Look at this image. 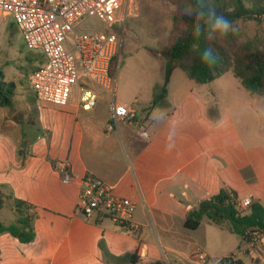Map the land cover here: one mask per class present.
I'll return each instance as SVG.
<instances>
[{
  "label": "crops",
  "instance_id": "obj_1",
  "mask_svg": "<svg viewBox=\"0 0 264 264\" xmlns=\"http://www.w3.org/2000/svg\"><path fill=\"white\" fill-rule=\"evenodd\" d=\"M171 12L174 19L177 8ZM92 86L99 99L90 111L75 98L60 107L39 102L33 92L40 105V132L24 161L13 159L10 150L9 162L17 169L0 177V187L34 205L36 239L22 243L11 234L0 235V264H200L195 256L201 252L214 259L235 255L238 264H264V234L252 248L230 223L219 226L205 218L196 230L185 226L188 214L222 188L264 205V150L254 143L258 130L245 137L235 134L225 147L216 131L229 123H216L207 113L216 97L174 92L172 79L158 105L154 92L144 105L138 99L130 105L117 102L135 113V122H118L110 130L112 95ZM143 124L148 139L141 136ZM58 162L68 164L70 184L55 170ZM87 174L137 204L138 236L110 219L88 220L78 212L80 183ZM171 181L162 201L161 185ZM1 220L9 224L17 216L7 207ZM102 243L115 261L105 255Z\"/></svg>",
  "mask_w": 264,
  "mask_h": 264
},
{
  "label": "built area",
  "instance_id": "obj_2",
  "mask_svg": "<svg viewBox=\"0 0 264 264\" xmlns=\"http://www.w3.org/2000/svg\"><path fill=\"white\" fill-rule=\"evenodd\" d=\"M132 0H0V51L3 25L11 19L23 34L26 46L40 50L46 62L29 75V86L37 100L55 106H67L77 99L85 111L92 110L99 99L93 84L112 95V118L109 129L118 122H135V113L125 104L116 102V83L111 65L121 47L115 28L125 27L132 13ZM83 81V82H82ZM89 82L92 83L89 85ZM141 136L148 139L145 125ZM62 181H72L69 166L55 163ZM77 210L86 219H110L124 231L138 236L140 226L134 217L137 204L117 196L114 187L103 179L87 174L80 183ZM240 211L249 210L251 197L236 201ZM248 244L256 248L262 234L254 233ZM200 264H238L235 255L210 258L196 254Z\"/></svg>",
  "mask_w": 264,
  "mask_h": 264
},
{
  "label": "rangeland",
  "instance_id": "obj_3",
  "mask_svg": "<svg viewBox=\"0 0 264 264\" xmlns=\"http://www.w3.org/2000/svg\"><path fill=\"white\" fill-rule=\"evenodd\" d=\"M131 8L133 14L128 16L124 29L123 26L114 29L121 38V47L111 65V72L116 83V102L130 105L138 99L144 105L153 92L158 94L159 87L164 83L167 62L164 58L156 57L150 49L161 51L172 43L171 9L176 8L168 0H132ZM12 23L8 19L3 25L0 70L7 81L16 83L17 95L13 108L0 109V177L15 168L9 162L10 150L13 159L24 161L22 143L32 145L40 132V105L35 101L28 79L45 57L42 51L26 46L22 32ZM229 28L238 34L241 41H251L264 47V23L240 20ZM172 87L174 92L201 91L216 97L219 113L215 109V101L209 105L207 113L216 123L219 120L224 124L229 123L226 128L220 126V130L217 128L216 131L225 147L228 143L224 141L232 139L235 134L245 137L258 130V135L256 132L254 134V143H259L264 150V96L246 89L232 71L201 85L189 80L183 70L177 69L172 78ZM231 122L233 125H230ZM173 183L164 182L161 185L162 201L164 191Z\"/></svg>",
  "mask_w": 264,
  "mask_h": 264
},
{
  "label": "trees",
  "instance_id": "obj_4",
  "mask_svg": "<svg viewBox=\"0 0 264 264\" xmlns=\"http://www.w3.org/2000/svg\"><path fill=\"white\" fill-rule=\"evenodd\" d=\"M168 1L177 8L172 43L161 51L150 49L167 62L164 83L154 97V105L165 100L176 69L183 70L191 81L199 84L210 83L232 71L246 89L264 96V47L241 41L230 28L225 32L218 26L221 17L228 19L231 26L240 20L264 23V0ZM16 95V83L7 81L0 70V109L13 108ZM22 147L26 158L29 145L23 142ZM237 200L234 190L222 188L188 214L186 228L198 229L205 218L219 226L230 223L231 230L250 243L254 233L264 234V205L253 202L250 212L245 213L237 208ZM7 207L17 216L9 224L1 220V212ZM36 219L34 205L17 198L10 188L0 187V235L11 234L22 243H32L36 239ZM101 247L111 258L103 243Z\"/></svg>",
  "mask_w": 264,
  "mask_h": 264
},
{
  "label": "clouds",
  "instance_id": "obj_5",
  "mask_svg": "<svg viewBox=\"0 0 264 264\" xmlns=\"http://www.w3.org/2000/svg\"><path fill=\"white\" fill-rule=\"evenodd\" d=\"M218 26L222 27V30L226 32V31H228L229 27L231 26V23L225 17H221L220 21L218 23Z\"/></svg>",
  "mask_w": 264,
  "mask_h": 264
}]
</instances>
